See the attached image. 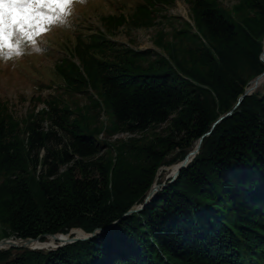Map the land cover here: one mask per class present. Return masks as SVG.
I'll return each instance as SVG.
<instances>
[{"label": "trees", "instance_id": "1", "mask_svg": "<svg viewBox=\"0 0 264 264\" xmlns=\"http://www.w3.org/2000/svg\"><path fill=\"white\" fill-rule=\"evenodd\" d=\"M187 1L199 34L189 44L176 32L190 47L179 49L181 57L170 53L174 67L116 48L89 28L73 36L55 71L65 92L96 94L100 103H91L107 125L58 102L17 118L0 100V240L90 234L116 222L56 249L0 250V264H264V90L233 110L264 72V0H238L231 9ZM174 2L140 0L130 18L103 19L114 31L129 19L149 27L148 6ZM210 130L176 180L124 217L143 203L160 169L182 161ZM102 132L133 137L109 144L97 138Z\"/></svg>", "mask_w": 264, "mask_h": 264}, {"label": "rangeland", "instance_id": "2", "mask_svg": "<svg viewBox=\"0 0 264 264\" xmlns=\"http://www.w3.org/2000/svg\"><path fill=\"white\" fill-rule=\"evenodd\" d=\"M139 2L140 0H83V2H75L71 6V14L66 18V22L51 27L46 34L38 37L35 47L24 44L21 46L23 51L19 57L10 59L0 57V100L9 104L17 118H24L30 113L35 114L48 109V102H58L64 103L74 114L81 113L85 116V112H88L96 126L101 123L107 125V114L102 107H95L91 103L92 99L100 103L96 94L89 91L88 94L65 92L63 89L65 84L55 71V64L68 55L67 48L74 45L73 36L80 32L86 33V28H89V31L95 35L102 33L101 35L106 41H113L116 48H129L141 52L145 57L154 56L149 60L162 58L174 67L175 63L170 58V53L177 49L174 51L181 57L179 49L182 46L184 49L190 47L188 43L180 44L181 42L176 38V32L181 31L183 39L189 44L194 42L193 34H199L192 18L191 5L187 0H175L172 5L167 6L158 4L148 6L147 9L154 18L153 24L149 27L137 28L132 24L131 19L117 31L106 26L103 18L108 14L123 13L128 17L133 16L134 4H139ZM218 2L223 8L231 9L238 3V0H218ZM74 33L75 35H73ZM93 40L99 42L101 39ZM243 75L246 76L247 72ZM259 90H264V81ZM50 122L48 119L43 121L45 130L50 128ZM165 130L166 126L163 125L157 128L156 132L161 133ZM56 132L58 136L63 137L64 142L62 131L56 129ZM129 137L133 136L124 133L112 136L102 132L97 138L102 142L112 144L119 140L124 142ZM105 151L101 154H105ZM111 154L114 155L113 150H111ZM169 169V167H162L154 182L165 184V181L169 180ZM63 170L64 167L60 169V171Z\"/></svg>", "mask_w": 264, "mask_h": 264}, {"label": "snow or ice", "instance_id": "3", "mask_svg": "<svg viewBox=\"0 0 264 264\" xmlns=\"http://www.w3.org/2000/svg\"><path fill=\"white\" fill-rule=\"evenodd\" d=\"M75 2L83 0H0V57H19L24 44L35 47L38 37L66 22Z\"/></svg>", "mask_w": 264, "mask_h": 264}, {"label": "water", "instance_id": "4", "mask_svg": "<svg viewBox=\"0 0 264 264\" xmlns=\"http://www.w3.org/2000/svg\"><path fill=\"white\" fill-rule=\"evenodd\" d=\"M263 52H264V41H263ZM263 52L260 54V60L264 63V54ZM264 80V72L258 76H256L255 78H253L252 80H250L247 84V86L244 88V92L243 94H241L237 100V103L235 105V107L233 108V110L248 96L252 95L255 90L258 88V86H260V84L263 82ZM233 110H231L230 112L226 113L223 116H220V118L218 119L217 122L214 123L217 124L219 123L222 119L229 117L230 115H232ZM213 125V126H214ZM211 132V130L209 132H207L206 134H204L201 138H199V140L197 141V143H195V147L189 151L184 159L174 165L171 166L169 168L172 167H176V169L174 170L173 173L170 174L169 176V180L167 183L165 184H156L155 182H153V184L151 185V188L149 189V191L146 193L144 200L142 201L143 203L141 205L138 206H133L130 210H128L123 216L127 217L128 215L134 213V212H139L141 210H143V208L145 206H147L150 202H152V199H154L156 193H158L159 191H161L162 189H165L167 186L171 185L176 178L178 177L179 173H181V170L185 169L190 162L193 160V158L198 154L200 146L202 144V139L204 136L209 135ZM156 179V178H155ZM155 181V180H154ZM123 217V218H124ZM116 223V222H115ZM113 223V224H115ZM113 224L107 226L106 228H100V229H96L94 230V232L87 234L86 232H83L80 229H71L69 231V233L67 234H44L41 236H38L34 239L32 238H26V239H21V238H15V237H9V238H3L0 240V250H7L10 248H25V249H31V250H35V249H48V248H60L63 247L67 244H72L74 242L77 241H86L88 239L93 238L94 236L98 235L99 233L104 232L106 229H108L109 227H111ZM75 230H79L82 232V236H76L74 235V231ZM46 238L47 240L49 238H51L53 240L54 243H56L54 246H49V247H43L44 244H48L46 242H40L41 238ZM31 243H37L40 245H43L42 247H30L29 244Z\"/></svg>", "mask_w": 264, "mask_h": 264}, {"label": "bare ground", "instance_id": "5", "mask_svg": "<svg viewBox=\"0 0 264 264\" xmlns=\"http://www.w3.org/2000/svg\"><path fill=\"white\" fill-rule=\"evenodd\" d=\"M264 81V80H263ZM263 83V82H262ZM261 83V84H262ZM261 84H260V86H261ZM259 87V86H258ZM176 169V167H172V168H170L169 169V173L171 174V173H173L174 172V170ZM74 235H76V236H82L83 234H82V232L81 231H79V230H75L74 231V233H73ZM46 243H48V244H44V246L43 245H40V244H37V243H31V244H29V246L30 247H49V246H54L56 243H54L53 242V240L51 239V238H49L47 241H46Z\"/></svg>", "mask_w": 264, "mask_h": 264}]
</instances>
